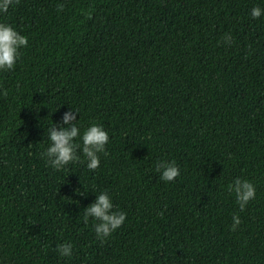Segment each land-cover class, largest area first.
I'll use <instances>...</instances> for the list:
<instances>
[{"label":"trees","instance_id":"1","mask_svg":"<svg viewBox=\"0 0 264 264\" xmlns=\"http://www.w3.org/2000/svg\"><path fill=\"white\" fill-rule=\"evenodd\" d=\"M254 6L264 0H19L0 16L29 39L0 73V264H264ZM70 107L109 133L96 170L41 156ZM161 159L179 165L174 182L160 180ZM237 177L256 188L243 211L228 190ZM101 189L127 212L103 243L82 220ZM64 242L70 259L56 252Z\"/></svg>","mask_w":264,"mask_h":264},{"label":"clouds","instance_id":"2","mask_svg":"<svg viewBox=\"0 0 264 264\" xmlns=\"http://www.w3.org/2000/svg\"><path fill=\"white\" fill-rule=\"evenodd\" d=\"M19 0H0V16L14 8ZM63 5H58L61 11ZM264 15V8L254 6L250 10L252 19H259ZM225 42L231 41L226 34ZM29 39L18 31L12 24L0 22V73L12 71L21 56V49L28 47ZM7 95V90H4ZM79 117V118H78ZM47 137V147L41 153L42 158L54 170H63L70 164L84 163L88 170H96L101 163V156H107V145L110 143L108 131L98 122H91L88 126L80 123V112L70 107L64 112L58 122L51 123L44 133ZM155 171L159 173L161 181L174 182L180 175L181 169L174 160L161 159L155 162ZM228 190L234 195L235 202L243 211L250 201L256 198V188L253 182L235 178ZM84 195L80 189L75 190ZM95 199L83 208L82 220L88 224L92 221V229L96 238L102 243L109 239L126 221L127 212L119 210L113 203L110 192L106 189L92 191ZM241 224L238 214H233L231 228L233 231ZM74 246L71 242L60 243L56 252L61 258L70 259Z\"/></svg>","mask_w":264,"mask_h":264}]
</instances>
